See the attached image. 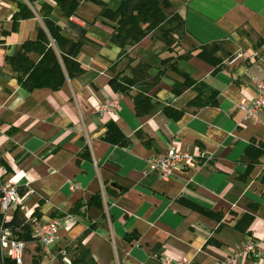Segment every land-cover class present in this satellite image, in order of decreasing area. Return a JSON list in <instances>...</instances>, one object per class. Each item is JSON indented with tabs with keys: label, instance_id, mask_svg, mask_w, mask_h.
Returning <instances> with one entry per match:
<instances>
[{
	"label": "crops",
	"instance_id": "0c3cea01",
	"mask_svg": "<svg viewBox=\"0 0 264 264\" xmlns=\"http://www.w3.org/2000/svg\"><path fill=\"white\" fill-rule=\"evenodd\" d=\"M16 1L0 3V179L20 189L17 209L26 219L41 204L40 220L63 221L51 254L28 243L33 264L46 258L63 264L62 258L54 259L61 247L73 260L79 241L96 264H160L162 255L218 264L241 254L250 241L264 249V154L244 181L239 178L252 160L245 154L250 143L264 142V113L252 122L238 109L242 99L257 97V84L264 82V0H167L184 21L181 40L169 47L155 30L127 46L124 57L111 41L115 24L100 16V7L82 2L69 19L55 7L56 23L82 41L77 60L85 74L68 78L58 92L32 93L19 87L5 57L21 53L44 24L30 6L35 18L3 37L12 31ZM102 1L116 11L123 0ZM213 44L219 45L217 52L199 56ZM239 54L243 58L230 64ZM183 56L188 58L176 63L177 71L164 66ZM118 76L138 86L128 95L116 92L110 81ZM185 77L195 85L175 95L174 86ZM146 84L155 85L148 94L154 110L141 119L133 97ZM110 102L117 107L101 111ZM166 107L185 114L170 120ZM112 122L131 141L128 148L103 141ZM149 139L147 147L143 142ZM170 148L197 156L199 166L168 181L149 174V163ZM98 193L101 205L88 208ZM180 199L222 213L225 226L218 231L220 223L179 204ZM76 205L81 208L71 214ZM252 205H258L256 213ZM17 209L8 213L9 222ZM247 213L255 217L251 236L235 230ZM132 233L139 238L130 243L126 236Z\"/></svg>",
	"mask_w": 264,
	"mask_h": 264
},
{
	"label": "trees",
	"instance_id": "16d2710c",
	"mask_svg": "<svg viewBox=\"0 0 264 264\" xmlns=\"http://www.w3.org/2000/svg\"><path fill=\"white\" fill-rule=\"evenodd\" d=\"M82 2H89L100 7L102 9L100 16L108 23L115 24V26H111L113 29L111 41L122 50L120 57L127 56L125 51L127 46L139 43L155 30L161 33L163 41L169 47L175 45L183 37L184 21L174 11L167 0H123L116 11L109 10L106 3L102 0H26L25 2L18 0L15 2L17 11L11 18L13 24L12 31L3 32V37L6 38L12 33L18 32L21 22L34 19L35 14L32 8L38 11L42 23L44 24V28L38 29L37 38L35 40H27L24 42L21 53L17 56L5 57V63L11 69L15 76L14 79L21 89L28 93L43 89L58 92L65 85L68 78L74 79L85 74L84 68L77 60L83 46L82 41L68 37L52 16L55 7H58L63 16L69 19L76 15ZM166 12H168V14ZM2 44L3 42L0 41V45ZM218 48L219 45L213 44L210 47L204 48L199 56H203L205 51L212 53L217 52ZM185 58H188V56L179 57L175 60L171 58L166 61V65L164 66L170 65L173 70L177 71L176 63ZM146 68L148 69V67ZM159 77L160 73L153 78V84L159 81ZM153 84L141 85L142 88H140L137 95L133 97L135 114L138 118H145L154 110L153 97L148 96L151 88L155 86ZM194 85V81L185 77V82L183 84H176L174 86L173 93L175 95H181L182 92L192 88ZM110 86L114 91L128 95L131 88L137 87L138 85H136L134 80L132 81L118 76L110 81ZM164 114L170 120L179 121L185 114V111L166 107L164 109ZM106 128L107 133L103 137L105 143L121 148H128L131 145V141L122 133L115 123H109ZM137 135L141 139H144V133L142 131L138 132ZM150 142L151 140L149 139L145 140L143 143L145 146L150 147ZM86 154L88 153L84 152L79 158H83ZM245 154L248 156L252 155V160L251 163L247 165L246 174L239 177L241 181L246 179L251 169L258 164L260 156L264 154V142L257 139L253 140ZM111 186L120 191V193L125 191L124 188L115 183ZM19 191L20 189L18 188V192ZM101 202V194L98 193L87 202L86 206L88 208L93 205L100 206ZM178 203L189 208L193 212L220 223L218 231L225 226L223 222L224 216L220 212L207 210L184 199L178 200ZM40 207L41 204L29 220L17 209L13 219L5 226L13 228L15 234L19 236L21 240L27 243L32 242V222L41 219ZM79 207L81 208V205H76L70 213H75ZM258 208V205H252L250 210L256 213ZM3 219L4 217L0 213V227L3 225ZM254 221V215L247 213L237 222L235 230L251 236L250 228ZM138 238L136 233L126 236V240L130 243H132L133 240H138ZM0 264L15 263L9 258H3L0 252ZM73 264H96L90 251L82 245V241H79L76 246Z\"/></svg>",
	"mask_w": 264,
	"mask_h": 264
},
{
	"label": "built area",
	"instance_id": "2783aa9c",
	"mask_svg": "<svg viewBox=\"0 0 264 264\" xmlns=\"http://www.w3.org/2000/svg\"><path fill=\"white\" fill-rule=\"evenodd\" d=\"M1 3V0H0ZM2 17L0 14V24ZM243 58L242 54L232 59L230 64H234ZM257 97L253 99L245 98L238 105V109L243 114L245 120L255 122L260 114L264 113V82L257 84ZM116 102H110L101 108V111L107 112L116 108ZM201 158L205 159L202 155ZM199 158L190 152L170 148L164 155L152 160L148 165V173L157 175L162 181H168L176 173L187 171L198 167ZM1 180V179H0ZM1 199L0 213L3 215V225L0 227V252L3 258H9L15 264H23L28 243L21 240L15 234L13 228L6 227L9 223L8 213L17 209L19 205V192L16 185L12 182L1 181ZM63 227V221L59 218L46 221L35 220L32 222V239L47 254L60 242V233ZM62 258L63 264H73L72 257L67 248H60L54 259ZM160 264H193L188 258L175 259L168 255H162L159 258ZM264 264V249L260 248L255 242L247 243L244 251L224 262L218 264Z\"/></svg>",
	"mask_w": 264,
	"mask_h": 264
},
{
	"label": "rangeland",
	"instance_id": "374dc122",
	"mask_svg": "<svg viewBox=\"0 0 264 264\" xmlns=\"http://www.w3.org/2000/svg\"><path fill=\"white\" fill-rule=\"evenodd\" d=\"M30 252L32 253V251L30 250ZM30 252L29 251H27L25 254V259H24V264H33V261L30 259V257H32L31 256V254H30ZM45 261H43V263L42 264H50L49 262H48V258H46V259H44Z\"/></svg>",
	"mask_w": 264,
	"mask_h": 264
}]
</instances>
